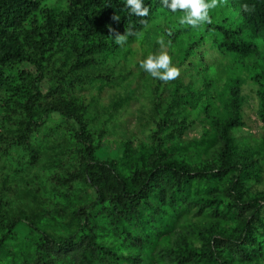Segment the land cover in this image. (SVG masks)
<instances>
[{
	"label": "trees",
	"instance_id": "obj_1",
	"mask_svg": "<svg viewBox=\"0 0 264 264\" xmlns=\"http://www.w3.org/2000/svg\"><path fill=\"white\" fill-rule=\"evenodd\" d=\"M143 3L145 17L130 14L125 0H71L61 7L0 0V165L1 157L4 170L17 157L20 168H34L45 144L35 134L53 117L76 123L84 147L78 170L44 198L46 215L0 218V264H144L148 249L156 251L153 264H264V196H252L248 186L262 177L246 161L230 158L238 153L235 118L212 141L194 142L190 152L167 147L159 123L152 150L112 166L93 157L77 115L46 102L41 83L63 54L74 56L73 68H80L96 54L115 51L117 34L133 37L159 10L168 11L160 0ZM236 9L241 22L225 18L215 26L218 49L258 59L264 54V0H236ZM254 68L264 120V66ZM241 82H232L235 96ZM251 145L252 156H262L264 135ZM209 152H216L214 166L192 167ZM183 155L193 159L183 162ZM64 164L58 160L55 167ZM77 190L86 196L78 202L70 198ZM226 199L236 214L221 211ZM173 233L168 246L163 236Z\"/></svg>",
	"mask_w": 264,
	"mask_h": 264
},
{
	"label": "rangeland",
	"instance_id": "obj_2",
	"mask_svg": "<svg viewBox=\"0 0 264 264\" xmlns=\"http://www.w3.org/2000/svg\"><path fill=\"white\" fill-rule=\"evenodd\" d=\"M44 1L47 7L54 3L61 7L71 0ZM180 15L181 11L159 10L151 22L135 36L128 37L123 45H118L115 51L96 54L80 68H73L74 56L61 55V60L47 70L40 89L47 104L63 106L81 119L93 157L112 166L126 163L141 151L152 150L156 143L152 136L159 123L164 126L162 136L167 147L190 152L194 142L212 141V137L220 135L224 124L235 118L239 126L233 137L238 153L230 158L246 161L250 170L262 177L248 186H252V196L263 197L264 154L252 156L251 144L264 135L263 102L260 86L254 80V67L264 66V54L258 59H243L218 49L216 39L220 41V37L215 26L225 18L237 24L241 22L236 0H216V6L208 11L210 22L196 28L179 25ZM161 38L163 48L157 43ZM160 52H166L170 65L178 69V75L172 80L153 78L140 67L147 55ZM237 78L242 82L235 96L236 87L232 82ZM52 89L56 90V95L51 96ZM35 135L45 144L34 168H20L15 157L4 170L6 158L1 157V220H12L20 215H46V205H42L44 198L51 197L55 186L62 185L80 166L79 155L84 147L78 140L76 123L53 117ZM215 155L216 152L206 153L192 167L214 166ZM23 159L24 163H30L28 156ZM179 159L189 162L193 158L183 155ZM58 160L65 163L60 168L55 167ZM19 173L22 176L16 177ZM85 197L77 190L70 198L78 202L77 199ZM225 201L221 211L236 214L235 206L227 205L231 204L230 200ZM173 234L163 236L167 237L164 242L168 246V239L176 240ZM156 255L154 249H148L143 254L144 264L155 263Z\"/></svg>",
	"mask_w": 264,
	"mask_h": 264
},
{
	"label": "clouds",
	"instance_id": "obj_3",
	"mask_svg": "<svg viewBox=\"0 0 264 264\" xmlns=\"http://www.w3.org/2000/svg\"><path fill=\"white\" fill-rule=\"evenodd\" d=\"M160 3L163 8L171 13H177V10H180L182 15L177 18L178 24L192 28L210 22L208 11L216 6V0H160ZM125 7L130 14L138 17H145L149 13V8L143 3V0H125ZM131 34V32H126L124 35L117 34L113 42L117 45H123L126 36ZM157 43L160 44L161 48L165 46L162 38L158 39ZM140 67L145 73L161 81L172 80L178 75V69L170 65V58L166 52L147 55Z\"/></svg>",
	"mask_w": 264,
	"mask_h": 264
}]
</instances>
